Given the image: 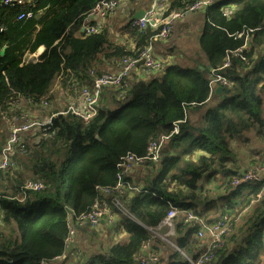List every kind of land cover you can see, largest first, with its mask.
<instances>
[{"label":"trees","instance_id":"1","mask_svg":"<svg viewBox=\"0 0 264 264\" xmlns=\"http://www.w3.org/2000/svg\"><path fill=\"white\" fill-rule=\"evenodd\" d=\"M100 1L32 0L0 8V150L4 115L20 116L51 98L56 81L63 89L73 79L90 85L91 71L101 75L158 34L132 29L125 20L115 29L116 39L106 25L82 34ZM187 1L167 0L168 9ZM225 6L231 15H223ZM25 11L34 17L17 21ZM197 13L202 68L170 64L149 77L132 72L121 86L103 90L88 123L70 113L55 115L50 136L25 137L24 152L14 155L16 166L0 176V264H139L146 242L159 264L195 263L203 251L196 227L179 223L172 246L152 236L170 208L209 222L228 217L229 236L207 264H264V183L229 186L246 165H264V0H218ZM244 44L246 60L230 56ZM39 47L44 52L27 60ZM227 56L230 65L222 68ZM212 71L229 83L220 94L208 84ZM16 99H22L20 106L12 103ZM175 127L178 133L170 135ZM161 136L169 137L159 163L145 160L124 176L120 191L100 192L116 186L125 155L143 158ZM29 176L44 188L23 190ZM97 200L116 214L118 232L99 241L103 251L90 243L88 253L78 245L67 251L69 219L75 222Z\"/></svg>","mask_w":264,"mask_h":264},{"label":"built area","instance_id":"2","mask_svg":"<svg viewBox=\"0 0 264 264\" xmlns=\"http://www.w3.org/2000/svg\"><path fill=\"white\" fill-rule=\"evenodd\" d=\"M31 1L32 0H0V8L6 6H22ZM127 1L129 0H101L96 3L88 14V20L92 21L93 24H83L85 34L99 32L101 22L112 15ZM216 1L218 0H190L177 8V10H169L167 0H151L149 6L145 9L143 17L131 22L129 26L138 31L146 28L158 31V34L151 39L152 44V42L156 40L168 38L177 21L205 10ZM222 13L224 16H229L232 13V8L230 6H225L222 9ZM33 17L34 12L25 11L18 15L17 21H23ZM151 44L140 50L137 55L123 56L113 70H107L99 76H96L95 72L91 71L90 76L92 77V80L90 85L73 79L70 83L66 84L65 89L62 90L60 88L62 94L71 95L73 97L62 111L48 113L50 107L49 100L46 97L38 106H33L34 108L28 107L29 109L20 116H13L7 125V137L0 150V176L9 173L10 170L16 166L14 155L18 152H24L26 148L25 137L28 136V134L42 132L43 137L50 136V133H47V130L50 128L52 118L55 115H66L67 113H70L80 119L82 123H88L97 114V105L101 94L106 87L121 86L124 79L136 70H141L143 77H149L159 73L165 65H168L167 60L154 58V56H152ZM245 47L246 45L244 44V46L235 50V52H232L230 56L246 60L242 54ZM230 56L225 58L223 63L224 66L222 68L230 65ZM141 60L142 64L137 66ZM208 84L211 90H214L217 86H229L228 81L221 75L215 73V71H212L211 79ZM21 100L22 99H16L12 101V103L14 106H17L20 104ZM27 102L30 103L29 101ZM177 133L178 129L175 127L170 135ZM168 137L169 136H161L158 141H151L147 153L143 158H138L132 154L125 155L117 167L118 172L116 178L118 183L116 186L103 188L100 192L106 195L115 190L120 191L124 184L122 181L124 176L130 175V173L134 171L137 166L143 164L145 160L159 163L161 158V146ZM37 140L38 137L36 136L33 143H36ZM242 183H264V165H257L243 171L238 177L234 178L229 183V186L232 189H235ZM43 188L44 183L31 177L23 185V190L27 191H39ZM129 189L137 190L133 187H130ZM113 203L117 207L120 206L119 202L116 200H114ZM106 213H109V210L105 202L103 200H97L87 213L76 217L75 222L69 219L67 245L73 241L76 226L85 224L90 227H95L100 224L101 218L106 215ZM177 218L180 219V223L183 225L196 227L197 239L201 243L203 242L201 257L195 263L189 260L192 264H207L208 261L212 260L215 257L217 250L221 248L230 233L228 217L226 215H223V217L217 221L209 222L202 217H197L190 210H178L175 208H170L164 216L162 223L153 230L156 232L164 230L165 236H169L175 228L174 222ZM138 262L139 264H159V256L157 253L150 251V243L146 242L145 245H143Z\"/></svg>","mask_w":264,"mask_h":264},{"label":"rangeland","instance_id":"3","mask_svg":"<svg viewBox=\"0 0 264 264\" xmlns=\"http://www.w3.org/2000/svg\"><path fill=\"white\" fill-rule=\"evenodd\" d=\"M118 10L119 9H117L112 15L109 16V17L113 16L112 21H115L114 17L117 18L116 12ZM123 20H126V18H123L122 20L118 21V24H116L115 29L120 26L121 21H123ZM201 25H202V17H196V19L191 20L190 22H186V23L182 22L181 24H179L177 26V30L175 32H174V28H173V30H172V32L168 38L159 39V40L152 42V44H151L152 56H154V53L157 52V48L162 47L166 51V54H169L170 57H172V59L174 61L173 64H175L177 66L179 65L182 67H190V68L199 67V68H202L204 66V64L206 63V57H205L203 51L201 50L200 46L198 45V40H197L200 33H201V30H202ZM117 31L118 30H116V32ZM113 38L114 39L118 38L117 34H115L113 36ZM159 58H161V57H159ZM162 59H164V58H162ZM215 104H216L215 102H212L209 104V106L213 107ZM10 119H11V117L8 118L6 115H4V117H3V126H2L3 127V133H4L3 138L5 137V139L7 137V125L9 123ZM95 227H93V228H95ZM90 228L93 229L92 227H90ZM175 229H176V227L173 229L171 235H169V236L168 235L165 236L164 230H160L158 232L153 230L152 236L158 237V239H160L163 244H167V245L172 246V242H171L170 238L174 237V234L176 232ZM109 232L114 233L115 230L109 229ZM98 235H99V233H97L96 236H93V235L88 233V235L85 236L88 238V243H83L80 246L87 249L86 253H88L91 250L90 247L92 245H89V243L93 244L95 249L99 248L98 250L103 251L101 248L104 247L102 245L104 238L101 237V239H99ZM102 235H104V233ZM100 240H102L101 243L99 242ZM76 258H79V257H77V255H76ZM70 263L74 264L72 261H69L66 264H70Z\"/></svg>","mask_w":264,"mask_h":264},{"label":"crops","instance_id":"4","mask_svg":"<svg viewBox=\"0 0 264 264\" xmlns=\"http://www.w3.org/2000/svg\"><path fill=\"white\" fill-rule=\"evenodd\" d=\"M150 1L151 0H137V2H135L134 4H132L130 0L127 1L116 12V17L117 18L114 17L115 21H112L113 20V16L112 17H108L109 19L106 18V19H104L101 22V28H102V26L106 25L107 29L112 31L114 33V35L117 34V36L119 38V34L115 30V27H116V24H118V21L122 20L123 18H126L125 22H127L128 18L130 17L129 13H130V11H131V9L133 7H135L137 5V9H139V7H145V9H146V7L149 6ZM199 14L200 13L192 14V15L186 17L183 20L177 21V23L173 26L174 32L177 30V26L179 24H181L182 22H185V23L186 22H190L191 20L196 19V17H201ZM81 33H82V30H81ZM37 50L38 51L35 54L28 55L27 56V60H31V59L34 60L40 54H42L44 52L42 47H39ZM154 57L157 58V59L159 57L166 59L168 65L173 64V62H174L172 57H170L169 54H166V51L162 47L157 48V52L154 53ZM117 65H118L117 62L116 63H112L111 65L107 66L108 68L106 70H113V69L116 68ZM134 72L138 76L142 75V71L141 70H136ZM58 83H59L58 81L56 83H54L53 86H52V89L50 91V95H52V97L48 99L49 100V107H50L48 109V113H51V112L52 113H57V112L62 111L66 107V105L73 99V97L71 95H67V94L64 95V94L61 93V90H60L61 87L58 85ZM58 86H59V88H58ZM61 89L63 90V88H61ZM217 94H220V93H217ZM137 168H136V170H137ZM245 168L249 169V167L247 165H246ZM133 172L134 171H132L130 174H133ZM30 177L31 176H29V179H30ZM211 188L212 189L214 188L215 190H217V185L214 183V184L211 185ZM108 210H109V213H106V218H104V217L101 218L100 224L98 226H96L95 228L92 227L93 229H91L89 225H85V224H83L81 226H76L75 227V231H74V235H73V241L67 245V251L69 250V248H75L76 245L79 246L78 247L79 249H82V250L86 249V248H83L80 245H82L83 243H88V238L85 237V236L88 235V233H90L91 231H95V232L99 233L98 238H100V239H101V237L104 238L107 235V233H108V235H115L118 232L117 231V225H118V220L119 219H117L116 214L114 215L111 212L110 209H108ZM177 219L175 220L174 225L179 227L180 219H178V220ZM109 229L115 230V232L114 233H110ZM103 233H104V235H102ZM55 263H57V262H55ZM70 264H72V263H70Z\"/></svg>","mask_w":264,"mask_h":264},{"label":"water","instance_id":"5","mask_svg":"<svg viewBox=\"0 0 264 264\" xmlns=\"http://www.w3.org/2000/svg\"><path fill=\"white\" fill-rule=\"evenodd\" d=\"M145 13V7H139V9H137L127 20V24H130L133 21L139 20L141 17H143ZM82 30V29H81ZM84 30H82L83 33ZM4 52H1V55H3ZM142 64V60L139 62V64L137 66H140ZM222 87L221 86H217V88L214 90L215 94L220 93L221 92Z\"/></svg>","mask_w":264,"mask_h":264},{"label":"clouds","instance_id":"6","mask_svg":"<svg viewBox=\"0 0 264 264\" xmlns=\"http://www.w3.org/2000/svg\"><path fill=\"white\" fill-rule=\"evenodd\" d=\"M89 21V20H88ZM85 24V23H84ZM82 30H83V26H82ZM83 33H85L84 31H83ZM176 227V226H175Z\"/></svg>","mask_w":264,"mask_h":264}]
</instances>
